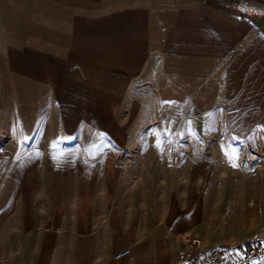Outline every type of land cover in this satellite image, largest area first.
I'll list each match as a JSON object with an SVG mask.
<instances>
[{
	"label": "crops",
	"instance_id": "0c3cea01",
	"mask_svg": "<svg viewBox=\"0 0 264 264\" xmlns=\"http://www.w3.org/2000/svg\"><path fill=\"white\" fill-rule=\"evenodd\" d=\"M24 5L29 16L16 27L0 73V135L7 136L0 143V264H190L179 257L188 234H198L203 248L264 239V220L220 228L211 217L228 201L253 195L264 203V159L236 175L215 176L205 164V174L160 194L131 186L134 164L104 154L101 142L64 143L89 129L114 136L116 150L125 146L126 129L115 120V87L123 84L117 73L109 84L88 78V66H159L153 82L165 102H181L183 87L205 85L207 101L242 111L247 134L264 120V0H245L243 8L232 0ZM104 85L111 87L105 109ZM125 248L129 254L115 259Z\"/></svg>",
	"mask_w": 264,
	"mask_h": 264
},
{
	"label": "rangeland",
	"instance_id": "374dc122",
	"mask_svg": "<svg viewBox=\"0 0 264 264\" xmlns=\"http://www.w3.org/2000/svg\"><path fill=\"white\" fill-rule=\"evenodd\" d=\"M27 2L30 0H0V73L9 66L5 49L17 40L16 27L29 16V7L24 5ZM89 68L94 66H88V78H98L99 75L104 84H109L117 73L118 82L123 84L115 87L119 101L115 120L126 129V135L120 137L125 146L116 150L117 147H113L116 143L114 136L112 138L106 133L95 135L89 129L80 138L64 143L101 142L107 149L104 154L111 152L119 162L134 164L131 186L136 190L147 186L151 192L168 193L174 183L186 186L193 177L205 174V164L212 165L215 176L236 175L243 165L249 169L264 159V120L242 136V111L240 115L236 106L207 101L205 85L183 87L181 102H165L153 82L159 66ZM170 68L168 66L167 73L173 77L175 66ZM102 88L105 109L111 87L104 85ZM4 106L0 96V108ZM6 137L0 135V143ZM119 174H123L122 169ZM144 179L147 182L143 183ZM216 180L219 182L215 185L222 187L221 179ZM167 217L169 219L170 216ZM211 217L213 224L220 228H249L264 220V203L253 195L243 202L238 199L228 201L215 207Z\"/></svg>",
	"mask_w": 264,
	"mask_h": 264
},
{
	"label": "built area",
	"instance_id": "2783aa9c",
	"mask_svg": "<svg viewBox=\"0 0 264 264\" xmlns=\"http://www.w3.org/2000/svg\"><path fill=\"white\" fill-rule=\"evenodd\" d=\"M237 8L244 7L245 0H232ZM185 248L179 254L181 260L190 264H256L264 259V239L239 245L211 246L203 248V241L196 233L188 234L185 239ZM130 248L120 250L114 255L115 259L129 254Z\"/></svg>",
	"mask_w": 264,
	"mask_h": 264
},
{
	"label": "snow or ice",
	"instance_id": "6c2138e0",
	"mask_svg": "<svg viewBox=\"0 0 264 264\" xmlns=\"http://www.w3.org/2000/svg\"><path fill=\"white\" fill-rule=\"evenodd\" d=\"M233 166H236L235 164H233Z\"/></svg>",
	"mask_w": 264,
	"mask_h": 264
}]
</instances>
